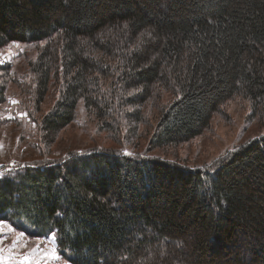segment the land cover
I'll use <instances>...</instances> for the list:
<instances>
[{
  "label": "trees",
  "instance_id": "1",
  "mask_svg": "<svg viewBox=\"0 0 264 264\" xmlns=\"http://www.w3.org/2000/svg\"><path fill=\"white\" fill-rule=\"evenodd\" d=\"M14 42L36 52L31 84L14 81L35 106L57 83L47 149L80 104L117 139L151 106V149L201 135L235 98L264 123V0H0V49ZM12 168L0 220L55 232L70 264H264V134L203 167L102 147Z\"/></svg>",
  "mask_w": 264,
  "mask_h": 264
},
{
  "label": "rangeland",
  "instance_id": "2",
  "mask_svg": "<svg viewBox=\"0 0 264 264\" xmlns=\"http://www.w3.org/2000/svg\"><path fill=\"white\" fill-rule=\"evenodd\" d=\"M35 56L34 48L23 43L14 42L0 49V90L3 84L6 85L3 101L0 102V178L8 168L13 167L12 170H16L30 163L59 159L70 152L80 153L102 147L160 157L191 167H203L249 139L264 134V123L250 119V105L241 98H235L225 105L224 114H216L213 117L210 127L201 135L178 146L151 149L149 139L156 123V111L151 106L145 109L149 116L148 122L139 124L134 135L130 133L128 136L130 120L121 121V132L118 131L120 137L117 139L109 132L101 130L100 120L80 104L75 121L63 128L55 142L47 149L40 136V123L41 118L54 106L58 98V90H55L57 83L39 107L35 106L26 92L21 91L19 84H31L32 74L27 72V61ZM18 80L20 81L16 84L14 81ZM8 225L16 232H21L10 223ZM14 237L15 233L10 232L9 237L0 238V251H9L7 258H17L28 251L27 248L14 246ZM25 237L29 245L39 238L30 237L26 233ZM10 263L15 264L13 260H10ZM21 264L28 262L22 259ZM55 264H61V261Z\"/></svg>",
  "mask_w": 264,
  "mask_h": 264
},
{
  "label": "snow or ice",
  "instance_id": "3",
  "mask_svg": "<svg viewBox=\"0 0 264 264\" xmlns=\"http://www.w3.org/2000/svg\"><path fill=\"white\" fill-rule=\"evenodd\" d=\"M125 154L127 155L129 153ZM5 229H7L8 232L15 233V237L12 241L14 246L28 249L27 253L23 254V259L28 262V264H55L57 261H61V264H67L66 260L62 261L61 255L58 252L56 244L57 234L55 232H51L46 238H37L34 244L29 245L26 242L25 233L23 231L16 232L14 228L0 220V233L4 232ZM41 245H43V247Z\"/></svg>",
  "mask_w": 264,
  "mask_h": 264
},
{
  "label": "crops",
  "instance_id": "4",
  "mask_svg": "<svg viewBox=\"0 0 264 264\" xmlns=\"http://www.w3.org/2000/svg\"><path fill=\"white\" fill-rule=\"evenodd\" d=\"M4 222L6 224H9L7 221H4ZM9 235H10V232L5 231V232L0 233V238H3V237L7 238V237H9ZM8 252L9 251H5V250L0 251V264H9L10 260H13L15 264H21L22 263V259H23L22 255L20 257H17V258H7Z\"/></svg>",
  "mask_w": 264,
  "mask_h": 264
}]
</instances>
